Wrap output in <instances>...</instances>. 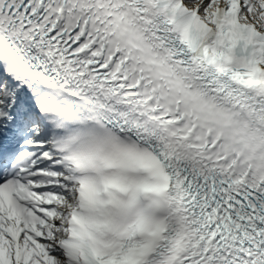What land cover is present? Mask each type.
Wrapping results in <instances>:
<instances>
[{"label":"snow or ice","instance_id":"snow-or-ice-1","mask_svg":"<svg viewBox=\"0 0 264 264\" xmlns=\"http://www.w3.org/2000/svg\"><path fill=\"white\" fill-rule=\"evenodd\" d=\"M0 264H264V0H0Z\"/></svg>","mask_w":264,"mask_h":264}]
</instances>
